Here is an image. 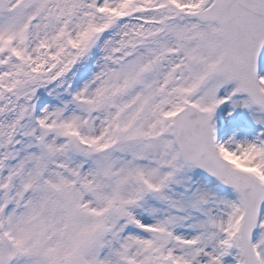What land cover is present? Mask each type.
I'll return each mask as SVG.
<instances>
[{
	"label": "snow or ice",
	"instance_id": "snow-or-ice-1",
	"mask_svg": "<svg viewBox=\"0 0 264 264\" xmlns=\"http://www.w3.org/2000/svg\"><path fill=\"white\" fill-rule=\"evenodd\" d=\"M0 264H264V0H0Z\"/></svg>",
	"mask_w": 264,
	"mask_h": 264
}]
</instances>
